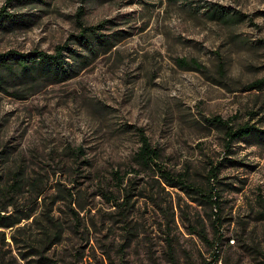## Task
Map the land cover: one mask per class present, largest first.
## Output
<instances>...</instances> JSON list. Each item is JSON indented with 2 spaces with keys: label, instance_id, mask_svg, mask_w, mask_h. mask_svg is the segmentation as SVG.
I'll return each instance as SVG.
<instances>
[{
  "label": "rangeland",
  "instance_id": "rangeland-1",
  "mask_svg": "<svg viewBox=\"0 0 264 264\" xmlns=\"http://www.w3.org/2000/svg\"><path fill=\"white\" fill-rule=\"evenodd\" d=\"M213 5L243 19H211ZM2 9L13 17L0 24V52L53 53L78 33V19L124 36L72 79L0 91L2 180L20 170L41 193L24 185L0 194V208L53 207L65 230L44 255L59 264H207L221 242L227 264L264 263V134L227 148L206 120L264 129V86H251L264 79V0H0ZM182 58L201 69L181 67ZM137 129L160 165L213 189L219 208L140 168ZM218 215L221 241L209 226ZM194 225H208L209 242L189 233ZM39 227L26 224L18 237L39 244ZM27 249L0 239V264H34L41 252L22 259Z\"/></svg>",
  "mask_w": 264,
  "mask_h": 264
},
{
  "label": "trees",
  "instance_id": "trees-1",
  "mask_svg": "<svg viewBox=\"0 0 264 264\" xmlns=\"http://www.w3.org/2000/svg\"><path fill=\"white\" fill-rule=\"evenodd\" d=\"M4 11L5 9H2L0 12V24H2L7 18L13 17V15L9 13H3ZM77 16L80 18L81 13H78ZM243 16L244 15L239 12L229 13L220 5H213L209 9V17L211 19L228 20L230 18H235L237 20H242ZM77 23L79 31L76 34L71 35V42L57 45L53 53L40 50L20 53L11 49L0 52V91H7L9 88L18 86V81H21L22 84L44 85L72 79L99 56L110 51L124 37L118 32L111 35L101 33L100 29L103 28L102 23L89 26L85 25L79 19ZM178 62L181 67L186 69L200 70L202 67L196 60L188 61L182 58L179 59ZM251 86L261 88L264 86V79L257 80ZM206 120L211 125L223 130L226 141L225 146L227 148H229L235 141L244 140L254 136L261 137L264 134V129L249 122L233 125L230 120L223 119L218 115L208 117ZM137 132L140 146L135 153L134 160L140 168L155 171L168 187L179 188L184 194H186L190 201L196 202L199 205L206 203L209 205L211 211L219 208V206L217 207L218 203L215 199L217 194L213 192V189L206 191L189 180L185 175L181 173L174 174L165 166L160 165L158 162L160 158L159 150L151 144L142 129H137ZM1 158L0 152V194L14 196L18 194V191L21 190L24 185H29L31 186V189L34 190H31L30 193H32L37 199L41 194L38 191H35L39 179L32 178L28 181L22 177V171L17 170L12 175L8 176L7 180H2L4 178V171L1 166ZM116 178L120 182L123 181L120 176H116ZM216 178L217 168L214 167L210 170L209 180H214ZM70 196L72 195L70 194ZM126 196H128V194H126ZM9 206H12L13 210L9 211ZM71 212L75 215L78 214L74 209H71ZM212 214L215 215L216 213L212 212ZM31 218V222L23 223ZM212 223L213 225L209 226L212 230L213 238L215 241H221L222 225H220L219 222V215L212 221ZM26 224L40 225L39 231L42 232L43 237L39 244L30 245L25 238L20 239L18 237V233L20 230L24 229ZM7 230L10 231L8 236L10 239L9 242L5 241L7 238ZM64 230L65 228L61 225L60 220L53 213V207L42 210L38 214L33 208L22 212L18 210L17 204L12 201L0 208V239L6 242L7 245L10 243L13 244L17 250L27 247L28 249L25 251H18L22 259H26L31 255L39 254V252H41L36 260L28 262H34V264H59L58 261L44 255V253L62 240ZM189 233L195 234L201 240L209 242L208 225H194L191 227ZM240 240H243L242 237ZM221 244L222 243L220 242L213 245L214 251L212 261L217 260L220 247L222 246ZM42 245L43 247H41ZM253 248L256 249L257 247L254 246ZM212 261H208L207 264H211ZM223 262L224 264H227L226 261ZM110 264H113V262H110Z\"/></svg>",
  "mask_w": 264,
  "mask_h": 264
},
{
  "label": "built area",
  "instance_id": "built-area-1",
  "mask_svg": "<svg viewBox=\"0 0 264 264\" xmlns=\"http://www.w3.org/2000/svg\"><path fill=\"white\" fill-rule=\"evenodd\" d=\"M211 264H224L222 256L218 254L217 260L212 261Z\"/></svg>",
  "mask_w": 264,
  "mask_h": 264
},
{
  "label": "bare ground",
  "instance_id": "bare-ground-1",
  "mask_svg": "<svg viewBox=\"0 0 264 264\" xmlns=\"http://www.w3.org/2000/svg\"><path fill=\"white\" fill-rule=\"evenodd\" d=\"M232 241H234V240H232Z\"/></svg>",
  "mask_w": 264,
  "mask_h": 264
}]
</instances>
